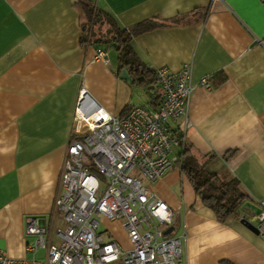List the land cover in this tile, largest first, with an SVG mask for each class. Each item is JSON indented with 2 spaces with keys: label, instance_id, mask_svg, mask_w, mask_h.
<instances>
[{
  "label": "crops",
  "instance_id": "obj_1",
  "mask_svg": "<svg viewBox=\"0 0 264 264\" xmlns=\"http://www.w3.org/2000/svg\"><path fill=\"white\" fill-rule=\"evenodd\" d=\"M85 1L120 31L155 23L130 40L146 67L175 71L191 63L194 81L213 75L212 89L193 91L183 158L222 181L237 179L248 202L219 220L196 196L182 158L159 180L142 179L172 209L170 234L186 235L178 264H264V236L237 216L264 200V1ZM76 2L0 0V250L13 258L34 257L26 247L28 216L46 226L48 242H59L65 223L55 202L81 88L114 116L161 100L154 81L140 86L118 72V50L102 41L112 33L96 18L99 30L86 40ZM98 47L107 63L96 58ZM181 126V119L167 125L176 135ZM101 220L100 231L129 247L119 221Z\"/></svg>",
  "mask_w": 264,
  "mask_h": 264
},
{
  "label": "built area",
  "instance_id": "obj_2",
  "mask_svg": "<svg viewBox=\"0 0 264 264\" xmlns=\"http://www.w3.org/2000/svg\"><path fill=\"white\" fill-rule=\"evenodd\" d=\"M95 56L108 62L104 48H96ZM150 68L161 99L156 108L149 104L132 106L124 115L114 116L81 88L60 178L62 193L55 202L65 223L57 231L59 242H48L46 226L37 217L28 216L25 232L33 240L27 243V250L35 253L44 249L45 260L13 258L0 250V264L181 261L186 235L165 234V229L173 224V211L142 179L153 183L181 160L186 146L184 134L192 124L188 113L193 91L197 86L212 89L213 75L194 81L191 63H184L175 71ZM178 119L182 121L180 135L167 127L169 121ZM173 149L179 152L172 155ZM83 157L90 161V169L84 167ZM102 183L106 186L104 191ZM254 205L258 210L241 209L237 216L253 224L264 236V200ZM102 218L121 223L129 247L113 239L108 231L99 230Z\"/></svg>",
  "mask_w": 264,
  "mask_h": 264
},
{
  "label": "trees",
  "instance_id": "obj_3",
  "mask_svg": "<svg viewBox=\"0 0 264 264\" xmlns=\"http://www.w3.org/2000/svg\"><path fill=\"white\" fill-rule=\"evenodd\" d=\"M76 4L80 9L82 32L87 35L86 40L91 41L93 30L92 27L89 26L95 24V18L100 22H106L107 27L105 31L106 33H112V37L102 41H111L112 46L115 44L113 47H118V72H121L122 69H126L127 73L133 79V82L138 83L140 86H146L151 84L153 81L155 82L152 69L146 67L136 57L135 52L130 45L132 36L153 27L155 23L145 21L131 28H125L120 31L118 28H114V23H108L106 15L99 19L98 10L90 3H87V1L77 0ZM100 22L98 23L99 25ZM217 83L218 82L216 81L215 84ZM154 97L155 96H152L151 98ZM188 152L189 147L186 144L185 148L181 152V169L191 183L196 196L204 205L214 211L219 220L224 221L232 214V212L236 210L239 205H244L248 202L244 203L247 195L242 190L237 179L232 178L229 181H222L216 174L206 172L202 166H199L198 164L194 165L192 162H185L183 157ZM94 172L102 179L97 171Z\"/></svg>",
  "mask_w": 264,
  "mask_h": 264
},
{
  "label": "rangeland",
  "instance_id": "obj_4",
  "mask_svg": "<svg viewBox=\"0 0 264 264\" xmlns=\"http://www.w3.org/2000/svg\"><path fill=\"white\" fill-rule=\"evenodd\" d=\"M104 26L106 27V25H104L103 22H100V28L105 31L106 28ZM89 27H92V30H94L93 34H96V31L98 32V30H99V28H98V26L96 24H93L92 26L90 25ZM92 37H94V36H92ZM109 49L111 51H114V47L112 46V44H110ZM172 155H174V153ZM82 162H83L84 167H86L87 169H90V161L86 157L82 158ZM105 187H106L105 184L102 183V190L103 191L105 190ZM103 229H104V227H103V223H102V220H101L100 225H99V230H103ZM32 240H33V237H31L30 241H32ZM32 257H33V255L30 253V259H32ZM34 257L36 259H38V260H45V250L39 249L37 252L34 253ZM109 264H123V263L121 262V260H117V261L109 263Z\"/></svg>",
  "mask_w": 264,
  "mask_h": 264
},
{
  "label": "water",
  "instance_id": "obj_5",
  "mask_svg": "<svg viewBox=\"0 0 264 264\" xmlns=\"http://www.w3.org/2000/svg\"><path fill=\"white\" fill-rule=\"evenodd\" d=\"M114 45H115V44H113V46H114ZM116 49H118V47H116ZM121 74H122V76H123L125 79H127L129 82H133V79H132V78L130 77V75L127 73L126 69H122V70H121ZM150 88H152V86L147 87V90H146V91L148 92V89H150ZM148 94L150 95L151 93L148 92ZM257 210H258V209H257ZM240 222H241L242 224H244L246 227H248L250 230L255 231V232H259L258 229H257L253 224L247 222L246 220L242 219V220H240ZM172 230H173V226H169L167 229H165L164 232H165V234H170Z\"/></svg>",
  "mask_w": 264,
  "mask_h": 264
}]
</instances>
